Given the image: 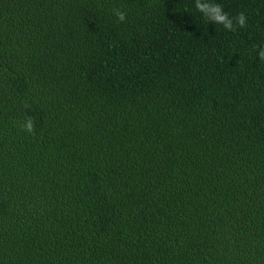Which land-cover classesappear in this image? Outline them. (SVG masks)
I'll return each mask as SVG.
<instances>
[{
    "label": "trees",
    "instance_id": "trees-1",
    "mask_svg": "<svg viewBox=\"0 0 264 264\" xmlns=\"http://www.w3.org/2000/svg\"><path fill=\"white\" fill-rule=\"evenodd\" d=\"M210 2L0 0V264H264V0Z\"/></svg>",
    "mask_w": 264,
    "mask_h": 264
},
{
    "label": "clouds",
    "instance_id": "clouds-1",
    "mask_svg": "<svg viewBox=\"0 0 264 264\" xmlns=\"http://www.w3.org/2000/svg\"><path fill=\"white\" fill-rule=\"evenodd\" d=\"M195 8L203 15V17L211 23L222 25L226 30L236 31V28H244L247 26V17L244 13H240L236 17H230L224 12L223 7L219 4L211 3L210 0H195ZM114 15L120 22L126 19V13L119 8L114 9ZM260 60L264 61V49L258 52ZM22 130L34 135V121L32 118L26 119L22 125Z\"/></svg>",
    "mask_w": 264,
    "mask_h": 264
}]
</instances>
